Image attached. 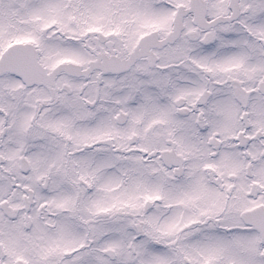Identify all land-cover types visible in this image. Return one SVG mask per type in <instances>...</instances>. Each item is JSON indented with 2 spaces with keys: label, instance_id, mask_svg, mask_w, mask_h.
I'll return each mask as SVG.
<instances>
[{
  "label": "snow or ice",
  "instance_id": "obj_1",
  "mask_svg": "<svg viewBox=\"0 0 264 264\" xmlns=\"http://www.w3.org/2000/svg\"><path fill=\"white\" fill-rule=\"evenodd\" d=\"M0 264H264V0H0Z\"/></svg>",
  "mask_w": 264,
  "mask_h": 264
}]
</instances>
